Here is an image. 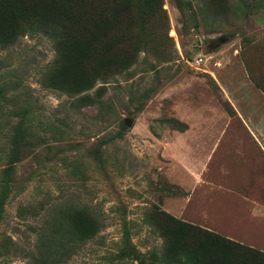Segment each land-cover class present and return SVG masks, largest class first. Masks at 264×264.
Returning <instances> with one entry per match:
<instances>
[{"label":"rangeland","instance_id":"rangeland-1","mask_svg":"<svg viewBox=\"0 0 264 264\" xmlns=\"http://www.w3.org/2000/svg\"><path fill=\"white\" fill-rule=\"evenodd\" d=\"M162 10L78 93L48 80L55 34L0 43V264H138L154 209L264 251V0ZM78 219L94 235L62 246Z\"/></svg>","mask_w":264,"mask_h":264},{"label":"trees","instance_id":"trees-1","mask_svg":"<svg viewBox=\"0 0 264 264\" xmlns=\"http://www.w3.org/2000/svg\"><path fill=\"white\" fill-rule=\"evenodd\" d=\"M163 12L162 0H0V43L15 42L21 30L37 27L53 33L56 59L50 69L51 86L72 93L86 91L106 68H127L138 49L132 35L135 14L151 17ZM162 241L159 251L137 253L138 264H264V251L180 221L154 209L148 215ZM95 223L69 222L65 233L72 239L64 247L91 238ZM55 260L44 253L42 264Z\"/></svg>","mask_w":264,"mask_h":264},{"label":"crops","instance_id":"crops-1","mask_svg":"<svg viewBox=\"0 0 264 264\" xmlns=\"http://www.w3.org/2000/svg\"><path fill=\"white\" fill-rule=\"evenodd\" d=\"M255 205H257V204H255ZM255 210H256V208H255ZM231 216V215H230ZM230 219H231V217H230Z\"/></svg>","mask_w":264,"mask_h":264},{"label":"water","instance_id":"water-1","mask_svg":"<svg viewBox=\"0 0 264 264\" xmlns=\"http://www.w3.org/2000/svg\"><path fill=\"white\" fill-rule=\"evenodd\" d=\"M126 124H129V122H126Z\"/></svg>","mask_w":264,"mask_h":264}]
</instances>
